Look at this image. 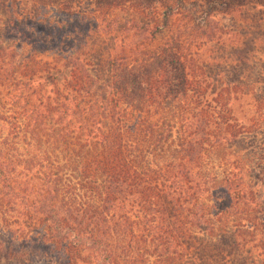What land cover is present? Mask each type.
<instances>
[{
    "label": "trees",
    "instance_id": "obj_1",
    "mask_svg": "<svg viewBox=\"0 0 264 264\" xmlns=\"http://www.w3.org/2000/svg\"><path fill=\"white\" fill-rule=\"evenodd\" d=\"M261 1L0 0V264H264V39L169 35Z\"/></svg>",
    "mask_w": 264,
    "mask_h": 264
},
{
    "label": "rangeland",
    "instance_id": "obj_2",
    "mask_svg": "<svg viewBox=\"0 0 264 264\" xmlns=\"http://www.w3.org/2000/svg\"><path fill=\"white\" fill-rule=\"evenodd\" d=\"M262 2L261 0H259ZM259 8L248 5L244 11H239L234 16H217L211 21L210 27L195 29L190 13L179 16L173 24L172 33H180L183 37L184 48L189 49L190 59H194L196 65L215 61H226L230 58L231 49L246 40L264 39V27L257 25L260 18ZM249 15V16H246ZM154 17L157 18V15ZM244 17H248L245 19ZM119 39V45H123L125 39ZM125 38V37H124ZM123 41V42H122ZM250 42V41H249ZM128 46L134 45V39H129ZM258 57L264 58L262 51Z\"/></svg>",
    "mask_w": 264,
    "mask_h": 264
}]
</instances>
